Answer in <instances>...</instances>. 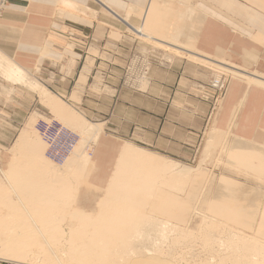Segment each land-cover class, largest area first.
<instances>
[{
	"label": "crops",
	"instance_id": "crops-1",
	"mask_svg": "<svg viewBox=\"0 0 264 264\" xmlns=\"http://www.w3.org/2000/svg\"><path fill=\"white\" fill-rule=\"evenodd\" d=\"M162 1L172 6L167 14L177 15L175 30L192 28L179 45L168 44L184 54L154 46L147 51L154 59L141 89L123 81L128 58L140 52L139 41H130L124 27L135 26L142 10L157 13L158 0H9L0 20V53L88 120H98L108 135L175 159L195 158L205 132L212 126L226 130L232 115L238 136L264 141V89L230 77L225 95L216 100L208 84L217 70L200 60L230 71L242 68L264 83V0ZM225 60L233 62L231 68ZM82 75L86 81L80 84ZM10 79L0 71V133H9L0 137V152L11 149L29 121L53 118L38 91ZM231 186L225 178L219 184L221 190Z\"/></svg>",
	"mask_w": 264,
	"mask_h": 264
},
{
	"label": "rangeland",
	"instance_id": "rangeland-1",
	"mask_svg": "<svg viewBox=\"0 0 264 264\" xmlns=\"http://www.w3.org/2000/svg\"><path fill=\"white\" fill-rule=\"evenodd\" d=\"M158 3L159 6L157 7H159L160 9L157 13L153 11L145 13L147 9L136 13L140 20L138 23L135 24V26L128 23L127 19L126 23H128L129 27L125 24V34L128 35L130 41H139V50L141 53L148 51L151 47L154 46L164 49H172L175 53L184 54L181 51L173 49L170 46H176V44L179 45V40L183 35V32L179 33L178 30L174 29V27L178 26V23H176L177 20L173 18V16L175 17L177 15H175L173 11L171 13L174 14H167L166 11L168 10L166 8L172 9L171 5L163 6L162 0H158ZM186 21L187 19L181 22L185 24ZM173 33H175L178 40L176 37L173 38V36H171L173 35ZM174 39L177 41V43ZM200 60L213 66L217 70V73L226 72L229 73V76L231 78L233 77L247 79V81H250L253 85L264 89V86H262L264 85V83H256L253 80L254 77H251L250 75L251 72H248L247 70L238 68L233 65L236 69H239V71H230L226 69L222 64H214L206 62L202 59ZM224 63L226 65L229 64V67L230 64H233V62L227 60H225ZM251 70L253 71L256 69ZM253 74L255 76L260 75L258 72H253ZM124 75L125 70L123 73V77ZM145 80H143V82ZM97 81V86L101 88L102 79H97ZM144 84H146V81L144 82ZM99 88H96L98 92L101 91V89ZM107 90L108 89H105L104 92H106ZM64 101L66 103L67 110H70L71 113L73 112V115L75 113V115L77 114L76 116H82L87 120V122H85L84 124L88 128L94 127L96 126L95 124L99 123L98 120H88L83 113L74 110L67 100ZM236 109L237 107L234 109V111ZM49 111L52 113L53 118L58 119L67 127L77 131L80 134V128L74 127V124H70V121L64 119V117L60 116V114L56 113L53 109V112L51 110ZM39 117L49 119L46 116L42 115ZM30 122H33V124H31L30 131L28 132V139L29 141H31V143H28L32 144L33 140L35 141V139L38 138L39 134L37 131H35L34 128L36 121L33 120ZM92 123L95 124L92 125ZM236 126L234 124L233 115L226 130H221L215 126H212L207 132H205L203 141L200 147L198 148V153L195 158L191 160H182L175 159L162 153H158L145 145L134 142L131 139H120L108 135L110 133L104 132L103 126L97 124V132L92 133V136L90 134H87L85 136V139L83 140L81 139L82 137H80V140L83 143L79 140L80 142L78 144V148L80 149L83 147V145L86 146L83 148L85 152L87 150L86 153L90 160L88 164L89 168H86V170L82 172H74L68 171V168L65 164L61 165L60 167L62 168V170H64V172L66 171L65 173L67 176H65L67 182L68 180H70L69 185H73V187L75 186V188H77L75 189V192L77 194H75V192H73L74 194L71 193L72 196H74L72 198L73 201H71V196L69 195L68 201L67 199H64L63 201L61 200L62 202L58 204V207L56 208V213L67 215V219L64 222V233L61 232L59 235L58 231H56L59 236H57L55 232L51 233V236L56 234L55 240L57 242L54 240V236L53 240L57 243V246L59 244V246H61L65 243V239L70 237V232L77 228L75 224H78L79 226V224L85 223V221L81 219H79L78 221L77 219H71L70 217V213L75 212L79 207L85 210H78L81 212H78L76 214H78L80 217H82V215L86 216L90 212H93V214H95L96 216L97 210L99 208V203L105 196L107 192L106 188L109 184V181L111 180L110 178L116 169L119 157V148L122 145L126 144V142H129L136 146L150 150L152 152L161 154L166 159L168 158L167 160L173 159L175 161L180 162V164L183 166L182 169H188L187 171L189 172V176L187 174L188 172L186 171V169H184L185 172H187L182 176L184 178L187 174L184 180L181 178V180L175 182V180L173 179V181L169 175L165 177V175L162 176V174H160L159 179L155 182L157 185L155 184L153 190L151 189V192L153 191L152 194H150L151 192L147 191L143 193H138L139 196L137 194L138 198L144 195L142 196L143 198H140L141 200L144 199L145 202H143L144 200H142V203L141 200L138 199L143 205H141V209L143 211L141 210V212L139 213L141 221L138 217V223L136 221V224L135 222L131 224L132 227L135 224L134 228L137 226L136 229L138 231L144 230L150 235L148 234L149 236L147 235L140 239L139 237L141 236L137 234V230L135 229L136 231L134 232V228L132 229V227H130L131 225H126L125 227H129V229L133 231L132 236L130 234L131 231H129L128 229V232H130L128 234L130 235H127V238L125 237L126 240H129L128 236L132 237L129 240L130 242L126 241L134 250V252L132 250H129L128 256H135V262H137L138 259L143 260L141 264H206L207 262L211 264H254V262L256 264L257 262L261 264V258H264V141L246 140L238 136L235 131ZM8 135L9 133H0V137H2L3 139L5 136ZM14 142L12 143L11 149H5L3 151L1 150L2 152H0V183L4 186L6 192L12 190L10 184L7 182L4 176H2L1 170L7 172L14 162L17 141L15 144ZM81 144L83 145L81 146ZM45 148H43V154L41 153V157L43 156L47 158L46 156H44ZM25 149L27 150H24V148H22L21 150V154L24 157L27 156L25 158L26 163L24 164L30 166V169H33L35 166L34 164L37 162L31 161L33 159V156H29L31 151L28 145L25 147ZM80 149L76 150L79 151ZM82 150L83 149H81V151ZM47 160L49 159L47 158ZM28 166H26V168H29ZM33 173L34 178L36 176H40L39 174L38 176L35 173V168L33 170ZM33 173L31 176L28 175V172H23V175L26 176L27 174L28 177L31 176L32 178ZM160 176H162L163 179H166V181L163 180ZM224 178L226 179V181H229L232 185L229 190H221L222 188H219L220 181H222ZM158 181H160L161 183L159 184ZM171 181L175 183L173 184V182ZM135 183L138 185V181H135ZM135 183L133 184L134 186L136 185ZM69 200L71 203L69 202ZM227 211H230L236 216L230 217ZM86 218L87 221H91L90 218ZM206 220L207 223H205ZM204 224H206L207 226H204ZM211 225L213 226L214 231H212L213 228L209 229L212 231H210L211 233L209 234L213 233V237H211L212 235L209 236L206 233L209 232L208 228L206 227H211ZM152 226L156 227L152 228ZM203 228L206 229L203 230ZM91 229L93 230V228H90V230ZM167 232L171 234H167ZM135 234H137V236H134ZM205 234H207V236ZM205 236L207 238H205ZM208 237H211V239H209ZM238 237H242L244 238V240L246 239L245 241H247V246L248 248L250 246L251 249L245 248L246 242H244L242 238L240 239ZM212 238H214L215 240H213ZM235 238H238L239 240L243 241V243H238L239 240L235 241L237 240ZM206 239H209L208 242ZM218 239H220L219 241H222L227 246H225L222 242L220 244L223 245L218 246ZM259 241H262V244H260L261 242ZM236 242L237 245L243 244L242 248L244 247V249L239 248L241 246H236ZM230 245L233 246V248L231 247L232 250L235 248V246L238 247L239 250L234 249L232 252H234L235 254L232 253L231 251H229L231 250V248L227 249V247H230ZM261 245L263 246V248H260L262 247ZM130 246L129 248H131ZM209 246H213L211 247L212 249ZM121 247L122 246H120V248ZM255 247L262 249L263 252L262 250H256ZM120 248L118 249L123 250V248ZM253 249L258 252L259 255L256 253L258 257L255 256L256 254H252L256 252ZM235 251H240V254ZM122 253H120V255ZM246 253H248L249 256ZM236 254L239 256L245 255V258L249 257L247 258L248 261L242 258L243 256H240V259V257ZM154 255L155 257H153ZM232 255L233 257L235 256V258H233ZM152 257L155 259H153ZM250 257L254 259H250ZM257 260L260 261L258 262ZM263 263L264 260L262 261V264Z\"/></svg>",
	"mask_w": 264,
	"mask_h": 264
},
{
	"label": "bare ground",
	"instance_id": "bare-ground-1",
	"mask_svg": "<svg viewBox=\"0 0 264 264\" xmlns=\"http://www.w3.org/2000/svg\"><path fill=\"white\" fill-rule=\"evenodd\" d=\"M156 7L157 6H155V8ZM186 10L188 12H192L194 9L192 10L191 7L188 5ZM147 12L149 13L150 11L147 10ZM133 13H134V10L129 11V17ZM179 15L182 16V14H179ZM185 27L183 26L182 29H184ZM188 28H190V26L187 27V29H185V31H182V32H187ZM186 34L187 33H185V35ZM174 36L176 37V35ZM189 36L193 38L192 37L193 34L192 35L189 34ZM175 42L177 43L176 40ZM0 69H1V73L7 78L9 79L11 78L15 80L16 82L17 81L25 82V83L27 82L28 85L33 90L38 91V94L41 97V102H43L45 106L49 107V109L50 108L53 109L56 113L60 114V116L64 117V119H67L68 121H70V124H74V127L80 128L81 130L80 137H82L81 138L82 140L85 139V136L87 134H90L92 136V133L97 132V129H98L97 124L92 123V125L95 124L96 126L91 127V128H88L87 126H85L84 123L87 122V120L84 117L76 116L77 114L75 115V113L73 115V112L71 113L70 110H67L66 103L64 101L57 98L45 86L41 85L37 80H35V78H33L30 73H28L27 71L19 67L15 62L10 60L8 57H5L1 53H0ZM85 81H86V76L82 75L80 78V84L84 83ZM145 81H147V79ZM144 82H142V85H143L142 88L145 85ZM31 124H33V122L29 121L28 125L25 127L24 130H22V133L19 135L17 139V144H16L17 147L15 150L14 162L11 168L7 172L1 170L2 176H4V178L10 184L12 191L6 192L4 186L0 183V259H3L4 261L5 260L7 261L11 260L14 262L16 261L20 264H141L143 260L138 259L137 262H135V256L133 255L128 256L129 250L130 251L132 250L134 252L130 244L127 243L132 237L128 236L129 240L125 239V237L127 238V235H130V234L132 235L133 231L135 232L137 230L136 229L137 226L135 228L134 226L136 224L138 217L140 218L139 213L141 212L142 210L141 208L143 206L140 203V200H141L140 197L144 196L142 195L143 192L145 191L151 192V189L153 190L156 184L155 182L159 179L160 174H162V176L165 175V177L169 175L172 180L174 179L175 182L176 181L178 182L179 180H181V178L184 180L187 174L189 176V172L187 171L188 169L184 168L188 172L187 173L185 172L184 169H182L183 166L180 164V162L172 160V159L167 160L168 158L166 159L165 157L161 155H158L147 149L135 146L131 143L129 144L128 142L122 147L121 154L117 161L116 169L113 175L111 176L110 178L111 180L109 181V184L106 188L107 192L99 203V208L97 210L96 216L95 214H93V212L92 213L90 212L86 216L82 215V217H80L78 214H76L78 212H81L78 210H76L73 213H70L71 219L74 218V219H77L78 221L79 219H81L85 221V223L79 224V226L78 224H75L77 228L72 230V232H70L71 234L70 237L65 239L64 244H62L61 246H59L60 245L59 244L57 246V243H56L57 241L55 240V235L57 234L56 231H58L59 235L61 232L64 233V222L67 219V215L56 213V208L58 207V204L61 203L64 199H67L68 201L69 195L71 196V201H73L72 198L74 196H72V194H74L73 192H75V189L77 188H75V186L73 187V185H69L70 180H68L67 182L66 180L67 175L65 173L66 171L64 172V170L60 168L61 165L60 166L56 165L50 162V160H47V158L43 156L41 157V153L43 154L42 152L43 148H45L46 146L40 136H38V138H36L35 141L33 140V143L30 144L31 141H29L28 139L29 138L28 132L30 131ZM27 145L31 151L29 156H33V159L31 161L37 162L34 164L35 165L34 168H35V173L37 175L38 174L40 175V176L38 175L39 177L35 175L36 177L34 178V173H33L34 168L30 169V166L24 164L26 163L25 158L27 156L24 157L21 154V150L22 148H24V150H27L28 148L25 149ZM82 145L83 144H81V146ZM78 147L79 145L76 146L77 150L80 149ZM83 147H86V146L83 145ZM83 147L81 148L83 149L82 151L81 149L79 151L75 149L74 153L71 156H69V158L64 163L67 166L68 171H74V172L81 171L82 172L86 170L90 160L86 153L87 150L85 149L86 150L85 152ZM26 166H28L29 168H26ZM23 172H26V173L28 172V175H31V176L33 173V177L32 178L31 176L28 177L27 174L26 176H24ZM185 173L187 174L183 178L182 176ZM163 180L166 181V179H163ZM133 181L134 183L135 181H138V185L136 184L137 183L136 182L135 183L136 185L134 186ZM158 182L159 184L161 183L160 181ZM175 182H173V184ZM140 192H142L141 193L142 196L138 198L139 196L138 193ZM152 192L150 194H152ZM75 194L77 193L75 192ZM143 202H145V200ZM86 217L90 218L91 221H87ZM140 221H141V218H140ZM134 222L135 224L132 227L131 223H134ZM205 223H207V220L205 221ZM152 224H149V225H152ZM126 225L127 226L131 225L130 227H132V229L134 228V230L132 231L131 229H129V227H125ZM205 225L206 224H204V226ZM165 226H166V223H165ZM209 226L206 227L208 228V231H209L206 233L209 236L212 235L211 237H213V233L212 234H209V233L214 231V228L212 225L211 227ZM154 227L152 226V228ZM90 228H93V230L92 229L90 230ZM206 228H203V230ZM211 228H213L212 231L209 230ZM128 229L129 231H131V233L128 232ZM52 232H55L56 234L51 236ZM137 232H138L137 234L141 236L139 237L140 239H142L144 236H147L149 234L148 232L144 230L142 231L137 230ZM58 234L57 236H59ZM137 234H135L134 236H137ZM167 234H171V233L167 232ZM207 234L205 235L207 236ZM53 236L56 242L53 240ZM206 236L205 238H207ZM211 237L210 238L208 237V238L211 239ZM238 238L241 239L242 237H238ZM238 238H235L237 239L235 241H238L239 240ZM209 239H206L207 242ZM212 239L215 240L214 238ZM219 240L220 239H218V242H219L218 246L223 245L224 243L221 241L223 244H220L221 242ZM242 240L246 242V246H247V241H245L246 239L244 240V238H242ZM239 241L238 243H243V241L241 242ZM259 242H261L260 244H262V241H259ZM224 245L227 246L226 244ZM120 246H122L121 248H123V250L118 249L120 248ZM129 246L131 248H129ZM236 246L238 247L241 246L239 248H242L243 244L237 245V242H236ZM236 246L234 249L239 250V248ZM246 246L245 248H248V246L247 247ZM263 246L260 248H263ZM58 247H61V248H58ZM231 247L233 248V246L230 245V247H227V249ZM232 248L229 251L232 252L234 250V249L232 250ZM242 249H244V247ZM248 249H251V247L249 246ZM255 249L256 250L258 249V251L262 250L256 247ZM119 252L120 253L123 252V253L120 255ZM235 252L239 253L240 251H235ZM256 253L258 254L257 251L252 254L255 255ZM246 254L249 256L248 253ZM257 254L255 256L258 257L259 254L258 255ZM244 256L242 258L248 261L247 258L249 257L245 258ZM153 257H155V255ZM251 257L250 259H254ZM233 258H235V256ZM261 259H262L261 260V264H262V261L264 260V258H261ZM256 264H260V263L256 262Z\"/></svg>",
	"mask_w": 264,
	"mask_h": 264
},
{
	"label": "built area",
	"instance_id": "built-area-1",
	"mask_svg": "<svg viewBox=\"0 0 264 264\" xmlns=\"http://www.w3.org/2000/svg\"><path fill=\"white\" fill-rule=\"evenodd\" d=\"M9 0H0V20L3 18ZM154 56L146 52H133L127 62L123 81L126 85L141 89L142 82L147 78L153 64ZM229 73L218 72L209 82V87L216 93V100L225 95L229 82ZM35 130L45 143V156L56 165H63L71 156L80 140V134L67 127L62 122L40 118L34 125ZM4 261V260H3ZM6 264H20L14 261H4Z\"/></svg>",
	"mask_w": 264,
	"mask_h": 264
}]
</instances>
